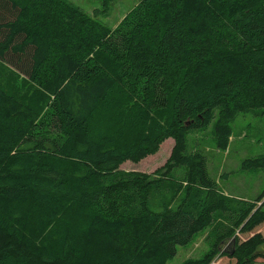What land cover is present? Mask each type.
<instances>
[{
  "label": "trees",
  "instance_id": "1",
  "mask_svg": "<svg viewBox=\"0 0 264 264\" xmlns=\"http://www.w3.org/2000/svg\"><path fill=\"white\" fill-rule=\"evenodd\" d=\"M258 109L264 0H138L115 28L68 0H0V264H167L211 227L215 250L186 264H264V193L225 194L187 152L213 121L227 149ZM169 138L153 174L119 169Z\"/></svg>",
  "mask_w": 264,
  "mask_h": 264
},
{
  "label": "rangeland",
  "instance_id": "2",
  "mask_svg": "<svg viewBox=\"0 0 264 264\" xmlns=\"http://www.w3.org/2000/svg\"><path fill=\"white\" fill-rule=\"evenodd\" d=\"M68 1L80 7L86 13L95 16L108 27L115 28L125 15L134 8L138 0H114L108 6L103 0ZM106 7L107 11H105ZM260 111L258 109L239 113L235 116L232 123H230L232 136L227 149H220L216 143L215 121L204 129H193L187 135V152L191 153L198 150L204 154L210 177L216 181L218 188L227 195L257 200L264 193V168L258 170L243 168L245 160L264 156V116ZM173 145L174 140L169 138L162 143L156 154L147 156L138 163L126 161L119 169L124 172L153 174L165 164L171 154ZM180 174L181 169H177L174 173L175 177L180 176ZM263 202L264 198L259 205ZM224 223L226 225L227 221L224 220ZM255 233L257 231L251 234L237 233V244L241 246L243 242L250 240ZM233 237H228V239L220 242V250H229L236 242V238ZM215 243L216 234L212 227L207 228L197 233L188 245L179 246L176 256L167 264H186L187 260L201 259L206 253L215 250ZM216 257L219 263L225 259L224 256L218 254H216ZM217 258L214 261H218ZM216 263L214 262V264Z\"/></svg>",
  "mask_w": 264,
  "mask_h": 264
},
{
  "label": "crops",
  "instance_id": "3",
  "mask_svg": "<svg viewBox=\"0 0 264 264\" xmlns=\"http://www.w3.org/2000/svg\"><path fill=\"white\" fill-rule=\"evenodd\" d=\"M242 198L247 199L246 197H242Z\"/></svg>",
  "mask_w": 264,
  "mask_h": 264
}]
</instances>
